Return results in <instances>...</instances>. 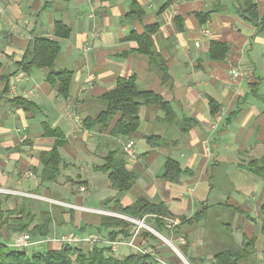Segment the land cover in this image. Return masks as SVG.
I'll use <instances>...</instances> for the list:
<instances>
[{"label": "crops", "instance_id": "crops-1", "mask_svg": "<svg viewBox=\"0 0 264 264\" xmlns=\"http://www.w3.org/2000/svg\"><path fill=\"white\" fill-rule=\"evenodd\" d=\"M137 1L144 10L141 20L123 19L131 0H0V72L13 73L8 97L23 96L40 109L35 113L0 99V186L24 193L2 196L0 208L25 205L32 210L31 202L38 204L33 197L38 196L43 210L53 214L49 235H88V227H99L102 216L87 208L116 211L115 199L127 206L145 196L154 203L164 202L170 216L180 220L174 233L168 234L189 262L191 258L211 261L217 252L255 238L256 252L247 261L264 264V180L247 169L250 161L264 155V104L251 94L256 82L264 94V32L239 15L242 0ZM255 1L264 16V0ZM58 21L68 27L69 36L55 35ZM154 23L158 24L154 45L169 70L166 79L147 55L133 51L138 43L131 33H142ZM36 36L60 41L55 67L73 71L68 98L47 81L48 68L33 69L13 87L20 72L17 62ZM212 41L228 44L224 59L211 58ZM237 71L240 74L235 76ZM131 75H136L140 88L170 102L173 115L157 105H142L140 126L131 135L85 128L83 119L105 106L100 97L115 88L119 77ZM4 87L0 80V96ZM211 99L218 104L216 113ZM43 122L60 128L67 139L60 148L67 167L52 182L40 178L39 154L55 143L54 137L44 134ZM148 136L159 138L152 144ZM128 139L135 146L131 158L124 151ZM113 149L121 150L126 167L137 174L127 192L113 188L108 175L99 170ZM169 158L190 173L179 181L165 179ZM201 211L202 218L196 219ZM22 233L0 228L2 241L16 248ZM29 233L34 243L24 249L28 254L62 246L40 242L42 236ZM146 242L155 245L170 264L181 263L164 243ZM126 247L130 251L115 257L135 253Z\"/></svg>", "mask_w": 264, "mask_h": 264}, {"label": "trees", "instance_id": "trees-1", "mask_svg": "<svg viewBox=\"0 0 264 264\" xmlns=\"http://www.w3.org/2000/svg\"><path fill=\"white\" fill-rule=\"evenodd\" d=\"M144 10L137 0H131V8L125 19L141 20ZM239 15L247 22L253 24L258 32H264V16L260 15L255 0H242L238 10ZM200 15V14H199ZM208 15L204 16V21ZM158 30V24L146 25L142 33L132 32L131 37L138 43L133 49L140 54L147 55L151 62L156 63L166 79L169 70L166 60L158 52L154 45V34ZM55 35L67 37L70 30L62 22L55 25ZM61 43L57 39L47 36H36L27 47L23 57L17 62L18 71L26 73L33 69L48 68L47 81L64 98L70 95V88L73 80V71L69 69H56L55 63L61 53ZM229 51L227 43L222 41H212L210 56L212 59H224ZM0 64V69H1ZM15 71L18 72V71ZM13 73L0 72V80L5 81V87L0 99L6 100L23 107L27 111L39 112V106L30 99L23 96L8 97L11 83L10 78ZM258 83L251 85V94L264 104V94L259 93ZM100 99L105 106L95 116L88 115L83 119V126L89 130L104 133L109 131L113 136L131 135L140 126V107L142 105H157L173 115L170 102L163 96L151 89L140 88L136 75L119 77L114 89L104 93ZM212 111L217 112L218 104L211 99ZM44 134L55 138L54 145L49 150H43L39 154L42 165L40 178L42 182H52L58 180L62 170L67 167L60 148L67 141L64 132L57 127H51L47 122L42 123ZM187 130L188 127H183ZM157 136H148L147 140L154 143ZM160 144V143H158ZM247 169L264 180V155L256 158L247 164ZM99 170L108 175L111 186L119 192H127L135 184L137 174L126 167L125 158L119 149L109 150L105 156V162L99 166ZM184 173H190L183 169L179 162L169 158L166 161L163 177L170 181H179ZM116 211L143 218L156 215L154 219L155 227L159 231L164 230L162 219L159 216L172 215L168 206L164 202L154 203L145 196H140L134 202L123 206L114 200ZM201 211L195 215L196 219L203 216ZM99 228L109 230L108 236L116 239L120 235L129 237L131 235V223L115 216L101 215ZM152 219V218H151ZM35 221L37 223L32 225ZM53 214L51 211L43 210L35 212L25 205H17L11 209L0 208V228L6 226L8 231L31 232L33 235L46 237L52 228ZM264 229V228H263ZM147 239L155 237L151 232L145 231ZM0 235V264H155L147 255L139 252L130 253L123 258L115 257L106 246H94L89 251L71 245H62L59 249H48L28 254L26 250L11 246L7 241H2ZM256 252L255 238H244L242 244L235 248H226L217 252L214 259L206 261L204 258H191V264H249L247 259Z\"/></svg>", "mask_w": 264, "mask_h": 264}, {"label": "built area", "instance_id": "built-area-1", "mask_svg": "<svg viewBox=\"0 0 264 264\" xmlns=\"http://www.w3.org/2000/svg\"><path fill=\"white\" fill-rule=\"evenodd\" d=\"M234 74L235 76H238L240 73L237 71ZM26 77L27 74L24 71H20L19 73H17L14 76L13 87H15L17 82H19L20 80ZM74 119L76 121H79L80 117L78 115H75ZM124 151L127 158H131L135 156L134 140L128 139V141L125 142ZM0 194H24V193L0 186ZM87 209L93 213L106 215V216L120 217L130 222L132 225L131 235L126 238L119 236L116 239H111L99 233L80 235L75 232H67L59 236L47 235L46 237L41 238L40 242L52 241V242L61 243L62 245L68 244L71 246H77L81 248L84 246H90L91 248H93L94 246H106L110 249L112 253L116 252L121 245H126L130 248H133L135 252H139L149 256L154 261L155 264H170L168 259L159 252L158 248L155 245L146 242L147 238L144 236V232L148 231L154 234L156 237H158L162 241V243L170 246L172 251L181 259L180 264H183V261L184 264H190L189 261L184 257L181 247L175 243V240L170 235L174 233V231L180 224V220L178 218L170 215L159 216L162 219L164 230L170 233L169 236H166L161 231H158L157 228L147 223V216H144L143 218H137L111 209H105V208H87ZM150 217L156 219L157 216L152 215ZM179 239L183 242V237H179ZM33 243L34 242L32 241L31 234L29 232H23L20 235V237L15 241L14 245L20 249H26L29 246H31Z\"/></svg>", "mask_w": 264, "mask_h": 264}, {"label": "rangeland", "instance_id": "rangeland-1", "mask_svg": "<svg viewBox=\"0 0 264 264\" xmlns=\"http://www.w3.org/2000/svg\"><path fill=\"white\" fill-rule=\"evenodd\" d=\"M6 195H10V194H0V203H2V199L1 198H3L2 196H6ZM17 195V194H16ZM15 195V196H16ZM37 198V199H36ZM33 201H36L38 204H36V205H33L34 204V202H31L32 204V206H34V208L32 209L33 211H35V212H39V211H41V210H38V208L39 209H44V207L40 204L41 203V201H39L38 200V196L36 197H33ZM42 202L43 203H46V204H48V201H46V200H42ZM64 205H66V206H68L67 204H64ZM65 206V208L66 209H69L68 207H66ZM72 207V206H71ZM76 208H78V209H85L86 210V208L85 207H76ZM97 215H99V216H101V214H97ZM152 218V217H151ZM151 218H148L147 219V223H149V224H151V226H154L155 227V224H154V221L151 219ZM156 228V227H155ZM71 229H73L72 227H71ZM88 229L90 230L89 232L90 233H99V234H102V235H108V232L105 230V229H101V228H99L97 225H92V226H90V227H88ZM158 230V229H157ZM145 231V230H144ZM159 231V230H158ZM164 235H166V236H169V234H168V232H166L165 230H163V231H161ZM49 235V234H48ZM61 235V234H60ZM53 236V235H52ZM55 236H59L58 234L56 235L55 234ZM153 239V241H155V242H158V243H160L161 244V240L158 238V237H154V238H152ZM2 240V239H1ZM9 243V242H8ZM175 243L176 244H178V242H176L175 241ZM10 244V243H9ZM165 245V247H166V250H167V252H170L171 254H174L173 252H172V249L170 248V246H168L167 244H164ZM128 251H130V249L129 248H127L126 246H121V248L119 249V251H117V252H114V253H112L111 252V254L113 255V256H118V255H120V254H123V253H126V252H128ZM188 260V259H187ZM190 263V262H189ZM74 264H77L76 262H74ZM191 264V263H190Z\"/></svg>", "mask_w": 264, "mask_h": 264}]
</instances>
